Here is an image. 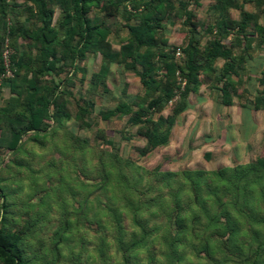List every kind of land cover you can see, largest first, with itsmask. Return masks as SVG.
Masks as SVG:
<instances>
[{
    "label": "rangeland",
    "instance_id": "obj_1",
    "mask_svg": "<svg viewBox=\"0 0 264 264\" xmlns=\"http://www.w3.org/2000/svg\"><path fill=\"white\" fill-rule=\"evenodd\" d=\"M180 1L173 0L161 38L168 39L167 51L175 55V63L184 65L192 32L177 10ZM187 1L196 15L193 21L199 23L195 33L203 53L200 63L207 62V48L215 38L231 54L211 61L200 72L198 89L189 91L185 100L186 87L178 83L160 112H141L149 99L139 74L101 53H88L75 63V71L70 64L60 74L71 79L61 85L70 116L47 119V128L24 133L19 146L11 149L9 122L28 118L20 105L31 97L27 91L17 97L12 83L0 88V226L5 201V229L24 235L20 247L28 264H118L116 238L121 229L127 238L140 234L136 220L141 218L149 230L147 240L135 248L142 260L152 243L165 264L168 256L172 264H264V166L258 164L264 159V106L255 107L263 88L264 32L252 20L245 31L231 22L249 11L259 15L264 27V0H239L241 7L226 14L228 24L212 10L213 2L207 8L201 7L203 0L200 5ZM90 16L110 29L109 41L118 51L129 36L126 17L107 16L95 7ZM17 40L31 56L14 81L22 86L23 77L33 75L37 49L31 40ZM104 63L110 70L94 84L92 75ZM226 63L234 65V71L226 72ZM52 79L44 75L40 84L53 85ZM112 109L118 112L103 116ZM82 110L86 113L78 118ZM137 113L154 119L175 116L172 124L159 127L164 143L145 150L142 123L129 121ZM195 185L199 205L203 198L215 204L207 205L211 216L199 206L200 218L191 223L193 209L175 201L192 197ZM160 199L167 201L166 208ZM179 213L188 217L184 225L191 223L184 233ZM108 240L113 246L105 253ZM206 244L214 246L212 254Z\"/></svg>",
    "mask_w": 264,
    "mask_h": 264
},
{
    "label": "trees",
    "instance_id": "obj_2",
    "mask_svg": "<svg viewBox=\"0 0 264 264\" xmlns=\"http://www.w3.org/2000/svg\"><path fill=\"white\" fill-rule=\"evenodd\" d=\"M36 4L37 15L33 24H23L14 19L13 16V0H0V76L4 71V64L2 58V44L6 37H11L12 46L15 49L13 61L16 65L15 77L5 81L3 86L11 84L14 91L17 92V97H21L25 91L30 94L31 99H26L21 103L20 107L25 109L23 113L28 112V118H14L13 122H9V130L12 133V141L10 143L11 149H16L19 146L22 135L29 131H41L47 128L46 120L57 119L61 120L64 117L68 118L70 113L66 109V100L64 94L66 92L61 89V85L65 82H70V77L61 78L60 74L65 70V66L73 64L75 71L77 66H74L79 59H83L88 53H101L104 58L109 62H118L124 64L126 69H130L139 74L141 82L145 88V96L149 99L147 105H141V112L154 113L160 112L166 103H168L175 95V87L178 86L179 79L177 72L180 76L186 79L185 89L182 91L183 100L189 91L197 90L200 82V72L204 70L211 61L219 56L226 59L231 54V49L223 44L219 39L215 38L210 42L207 48V62L200 63V57L203 56L200 41L196 37V29L199 25L198 22L193 21L196 16L195 12L189 8L190 2L187 0L180 1L179 13L183 18L185 25H191L192 35L188 38L186 47L184 48L185 58L184 65L175 63V55L167 51L168 39L161 38L165 26L164 21L170 17V12L175 7L173 0H32ZM131 7L128 6V2ZM195 5H200L199 0H192ZM239 0H217L215 9L221 14L222 20L228 24L229 20L227 15L231 7L240 8ZM57 6L63 12L61 21L53 24L54 14ZM98 8L107 16L123 15L127 19V27L129 28V36L121 48L117 51L113 48L109 41L110 29L102 24L94 23L89 15L92 8ZM226 15V16H225ZM136 20L135 23H130V20ZM228 19V20H227ZM252 20L259 30L264 32V27L259 25V15L249 11L243 12L239 21H231L239 27L240 30L245 31L249 21ZM10 22V23H9ZM70 27L68 33H62L63 28ZM31 40L35 49L36 55L32 58L35 64L33 75L28 78L23 77L25 85L24 90L22 86L15 84L16 78L20 75L26 59L31 56L24 48V45L18 43V38ZM161 44L162 48L155 50ZM21 53V54H20ZM21 55V57L19 56ZM85 72V69L80 67ZM110 70L109 63H104L98 72L93 73L92 80L94 84L101 82ZM224 70L226 72L234 71V65L226 63ZM73 73V72H72ZM71 73V74H72ZM52 74V75H51ZM58 80H55V76ZM44 75H50L53 79V85L42 86L40 84L41 78ZM263 85L260 91L259 99L255 102L256 108L264 106V76L260 80ZM227 82L225 81L221 90L223 92L227 89ZM2 86V87H3ZM0 87V88H2ZM182 107L175 111V114L184 108ZM53 107V110L51 109ZM52 110V111H51ZM81 112V113H80ZM82 112L79 111L77 117H82ZM118 112L117 109H112L104 113V117H109ZM25 120V121H24ZM175 120L174 115L168 116L166 119L162 117L154 119L151 115L142 118L141 113H137L129 118L132 123H142L141 134L147 139L145 150H149L155 146L164 143L159 133V127L172 124ZM259 165L264 166V159H259ZM196 186V185H195ZM195 191L192 192V197L186 198L184 196L176 199V204L185 205L193 209L190 215V220L196 222L199 220V206L203 207L205 214L211 216L208 211L209 204H215L212 200L203 198L204 203L199 205V197L197 196L198 186L194 187ZM174 195V194H173ZM4 197V195H2ZM180 196V195H179ZM198 198V200L195 199ZM162 206H168L165 199L159 201ZM208 205V207H207ZM2 223L0 226V260L3 264H28L24 256V252L20 247L23 240V234L6 230V212L7 204L2 202ZM212 208V207H211ZM202 212V213H204ZM174 214V212H172ZM171 214V215H172ZM170 218V216H169ZM177 218V217H176ZM185 219L187 216L178 214L179 230L180 233L189 231V226L186 224ZM144 218L137 219L136 223L141 227V232H133L128 236L126 230L121 229V234L116 238L118 249L116 250L118 264H165L160 261L156 256V252L150 248L146 260L139 258L135 248L147 240L149 230L145 229ZM139 222V223H138ZM157 228V226H155ZM179 233V234H180ZM129 235V234H128ZM139 237V238H136ZM106 252L111 245L110 240L107 241ZM113 246V245H111ZM172 246V253H177L175 245ZM209 253L214 252V246L206 244ZM120 251L121 253H118ZM104 252V251H103ZM163 252V251H162ZM167 252H163L166 254ZM171 255V254H170ZM177 255V254H176ZM166 264H172L169 256L167 257ZM180 258L181 255H180ZM255 262V261H254ZM253 264H257L254 263Z\"/></svg>",
    "mask_w": 264,
    "mask_h": 264
},
{
    "label": "crops",
    "instance_id": "obj_3",
    "mask_svg": "<svg viewBox=\"0 0 264 264\" xmlns=\"http://www.w3.org/2000/svg\"><path fill=\"white\" fill-rule=\"evenodd\" d=\"M200 2H201V0H200ZM210 2H213L210 6H213L212 10H214L216 2H217L216 0H203V2H201V7L207 6V8H208ZM233 8H235V7H231L230 9L233 10ZM12 10H13L14 19L22 22L23 24L31 25L35 21H37V19H36V15H37L36 4L32 0H16L14 2ZM229 10H228V12H229ZM232 10H231V12H233ZM56 11L57 12H55V14H54L53 21L54 20H56V22L61 21L64 14L61 11L59 6H57ZM203 14H201V15H203ZM89 15H90V13H89ZM218 15L220 16L221 14L218 12ZM0 27H1V16H0ZM69 29H70V27L63 28V30H62L63 35L68 33ZM22 39H23V37L20 38V40H22Z\"/></svg>",
    "mask_w": 264,
    "mask_h": 264
},
{
    "label": "built area",
    "instance_id": "obj_4",
    "mask_svg": "<svg viewBox=\"0 0 264 264\" xmlns=\"http://www.w3.org/2000/svg\"><path fill=\"white\" fill-rule=\"evenodd\" d=\"M127 4L129 7H131L129 2ZM2 49H3L2 58H3V64H4V71L2 75L0 76V87H2L5 81H7L8 79L15 77L16 65H15V62L13 61V55L15 54V49L12 46L11 37L9 35L6 37L5 41L3 42ZM176 54L177 56L182 55L181 47L179 46L177 47ZM177 74H178V79H179L180 84L184 86L186 84V79L180 76L179 71L177 72Z\"/></svg>",
    "mask_w": 264,
    "mask_h": 264
}]
</instances>
